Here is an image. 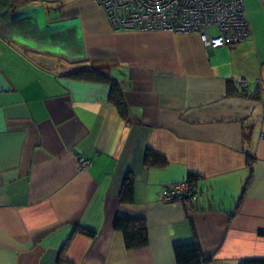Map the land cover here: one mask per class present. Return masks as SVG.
Returning <instances> with one entry per match:
<instances>
[{"label": "crops", "instance_id": "0c3cea01", "mask_svg": "<svg viewBox=\"0 0 264 264\" xmlns=\"http://www.w3.org/2000/svg\"><path fill=\"white\" fill-rule=\"evenodd\" d=\"M244 3L252 36L210 48L114 30L93 0H0V264H176L194 241L205 264L264 258V3ZM192 174L198 210L158 200ZM118 215L144 219L146 246Z\"/></svg>", "mask_w": 264, "mask_h": 264}, {"label": "built area", "instance_id": "2783aa9c", "mask_svg": "<svg viewBox=\"0 0 264 264\" xmlns=\"http://www.w3.org/2000/svg\"><path fill=\"white\" fill-rule=\"evenodd\" d=\"M93 1L117 31L193 32L210 48L234 45L252 36L244 0ZM234 81L240 89L248 88L245 77L238 76ZM89 163L83 156L76 157L78 170L87 168ZM158 200L180 202L186 210H198L197 191L187 179L163 185Z\"/></svg>", "mask_w": 264, "mask_h": 264}, {"label": "trees", "instance_id": "16d2710c", "mask_svg": "<svg viewBox=\"0 0 264 264\" xmlns=\"http://www.w3.org/2000/svg\"><path fill=\"white\" fill-rule=\"evenodd\" d=\"M42 1H58V0H42ZM77 77L88 78L95 81H105L110 85V98L115 101L120 107V113L124 114L126 110L123 101L122 92L116 81L104 73H99L90 68H82L73 71ZM240 91H244L240 89ZM145 161L150 165H163L166 161L160 158L154 152H147ZM197 177L192 174L187 180L194 186ZM133 179L127 175L122 186V193L126 192L131 196ZM243 193V192H242ZM114 228L120 230L123 235V240L127 249H136L147 245V230L143 218H132L127 216H116L114 220ZM174 256L176 264H205L210 261V258L205 257L202 253L200 245L197 241L176 245L174 247ZM238 264H264V258H244L239 260Z\"/></svg>", "mask_w": 264, "mask_h": 264}]
</instances>
